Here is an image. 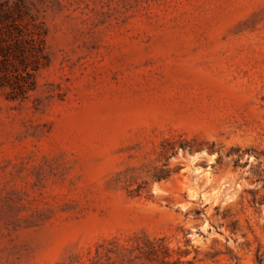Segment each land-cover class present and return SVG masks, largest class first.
Here are the masks:
<instances>
[{"label": "rangeland", "instance_id": "obj_1", "mask_svg": "<svg viewBox=\"0 0 264 264\" xmlns=\"http://www.w3.org/2000/svg\"><path fill=\"white\" fill-rule=\"evenodd\" d=\"M0 5V264H264V0Z\"/></svg>", "mask_w": 264, "mask_h": 264}, {"label": "trees", "instance_id": "obj_2", "mask_svg": "<svg viewBox=\"0 0 264 264\" xmlns=\"http://www.w3.org/2000/svg\"><path fill=\"white\" fill-rule=\"evenodd\" d=\"M21 19L19 10H0V88L11 87L12 78L20 72L23 84L19 90L24 94L35 89V73L47 61V55L42 35L27 29Z\"/></svg>", "mask_w": 264, "mask_h": 264}]
</instances>
